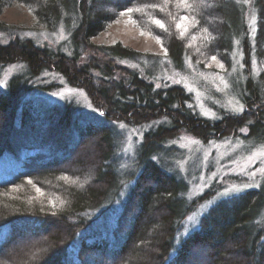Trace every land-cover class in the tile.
Segmentation results:
<instances>
[{
    "label": "trees",
    "instance_id": "16d2710c",
    "mask_svg": "<svg viewBox=\"0 0 264 264\" xmlns=\"http://www.w3.org/2000/svg\"><path fill=\"white\" fill-rule=\"evenodd\" d=\"M10 2L26 6L40 33L62 38L56 47L17 35L0 43V80L18 64L0 88V159L27 153L0 182V229L12 225L0 264H264V179L213 202L175 241L195 201L174 167L180 153L168 144L180 130L207 142L244 129L245 143L264 142V0H184L191 7L181 0H0V15ZM121 12L141 34L159 38L164 55L93 42ZM15 30L0 21V33ZM235 47L243 69L231 91L246 107L239 115L202 118L190 93L157 81L163 59L177 69L187 58L200 71L226 72ZM59 80L82 89L97 112L81 118L70 103L39 98L60 88ZM117 122L145 126L125 165L110 138ZM114 203V227H104Z\"/></svg>",
    "mask_w": 264,
    "mask_h": 264
},
{
    "label": "rangeland",
    "instance_id": "374dc122",
    "mask_svg": "<svg viewBox=\"0 0 264 264\" xmlns=\"http://www.w3.org/2000/svg\"><path fill=\"white\" fill-rule=\"evenodd\" d=\"M246 17L247 24L252 29L254 19H252L248 6ZM0 21L16 29L15 34L0 33V43H7L17 35L20 38H31L40 44L56 47L62 38L59 33L55 35L40 33L38 31L40 28L33 22L31 13L21 3L10 2L5 6L0 15ZM92 41L99 44L121 41L124 45L141 52L164 55L162 43H157V39L149 35L141 34L126 20L124 15H118L108 28L94 37ZM251 61V70L257 74L259 71L257 61L253 57ZM212 67L209 70L200 71L186 58L182 67L177 69L163 59L159 61L156 70L157 81L162 85H178L190 93L193 109L200 117L207 120L216 121L222 115L236 116L246 111V107L237 95L232 93L230 84L232 79H240L239 75L243 69L240 50L237 47L234 48L232 64L226 72L216 70L213 65ZM17 69V63L6 66L0 81L5 82ZM55 78L58 80L57 77ZM59 81L60 88L45 92L39 98L54 107H62L64 103H70L81 118H87L89 113L97 112L95 105L82 89L69 86L62 80ZM240 105H243L244 110L236 112L235 109ZM112 124L110 138L117 148L116 157L121 162L124 160L125 162L122 163L125 165L129 157L133 156L136 144L141 141L145 126L127 125L124 122ZM120 124H124L125 127L121 129ZM238 132L241 135L244 134L242 130ZM238 132H230L220 139L202 142L180 130L169 141L168 144L173 145L180 153L176 162H173L174 167L176 164L189 183L187 198L195 201L194 209L181 222L180 236L177 237L176 242L178 238L185 237L197 227L198 218L213 202L248 188H257L264 179V142L254 145L247 144ZM26 154L21 151L3 155L0 159V182L12 178L20 168L21 161ZM30 154L29 152L28 155ZM118 210V203H114L106 210L108 218L103 223L104 227L110 225L111 228L114 227V216ZM11 227L12 225H6L0 229V243L9 235ZM77 246L78 243L75 241L70 249L71 257L75 262Z\"/></svg>",
    "mask_w": 264,
    "mask_h": 264
},
{
    "label": "snow or ice",
    "instance_id": "6c2138e0",
    "mask_svg": "<svg viewBox=\"0 0 264 264\" xmlns=\"http://www.w3.org/2000/svg\"><path fill=\"white\" fill-rule=\"evenodd\" d=\"M166 2H167V0H166ZM181 3H182L185 7H191L190 5L186 4V3L184 2V0H181ZM178 6H179V5H178ZM145 7H157V5H147V6H145ZM142 10H143L142 8H136V9L129 8V9H127L126 11H127L128 13H131V12H133V11H137V12H139V11H142ZM160 10L163 11L164 9L161 8ZM124 14H125V12H121V13H120V15H124ZM181 19H182V20H184V19H188V17H181ZM153 22H154L156 25H158L161 29H164V28H165V25H164L160 20L154 19ZM180 27H181V25H180V24H177V28L179 29ZM204 31H207V29H204ZM180 35L183 36V35H184V32H181ZM157 43H160L159 38H157ZM165 54H167V51H166V50H165ZM211 59H212L213 61H215V60H216V57L213 56ZM219 66H220L221 68L223 67L222 64L219 65ZM0 87H4V82L0 81ZM157 87H159V85H158ZM243 110H244V109H243V105H240L237 109H235L236 112H242ZM124 127H125L124 124H120V128H121V129H123ZM241 130L244 131V129H241ZM29 183H31V181H29ZM37 191H39V189H37ZM190 219H191V217H190Z\"/></svg>",
    "mask_w": 264,
    "mask_h": 264
},
{
    "label": "bare ground",
    "instance_id": "6f19581e",
    "mask_svg": "<svg viewBox=\"0 0 264 264\" xmlns=\"http://www.w3.org/2000/svg\"><path fill=\"white\" fill-rule=\"evenodd\" d=\"M4 9V8H3ZM2 13V12H1Z\"/></svg>",
    "mask_w": 264,
    "mask_h": 264
}]
</instances>
